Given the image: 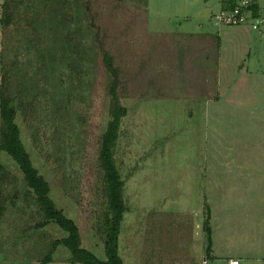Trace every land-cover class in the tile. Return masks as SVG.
I'll return each mask as SVG.
<instances>
[{
	"label": "rangeland",
	"instance_id": "rangeland-1",
	"mask_svg": "<svg viewBox=\"0 0 264 264\" xmlns=\"http://www.w3.org/2000/svg\"><path fill=\"white\" fill-rule=\"evenodd\" d=\"M88 1L82 23L71 24L87 34L82 55L65 68L59 52L54 65L66 70L62 80L48 72L53 78L42 81L37 52L28 54L21 40L24 25L5 37L0 24V83L8 66L14 95H22L20 83L29 82L23 76L40 75L24 87L16 121L51 198L78 225L82 247L107 260L99 149L111 120V78L102 57L87 64L100 45L114 59L127 111L115 150L126 205L123 263L264 264L260 33L210 22L221 0ZM43 42L57 48L55 38ZM1 123L0 110V142ZM0 164V264H43L48 255L49 264H73L68 249L56 245L67 234L55 224L40 226L42 212L21 169L5 153Z\"/></svg>",
	"mask_w": 264,
	"mask_h": 264
},
{
	"label": "trees",
	"instance_id": "trees-1",
	"mask_svg": "<svg viewBox=\"0 0 264 264\" xmlns=\"http://www.w3.org/2000/svg\"><path fill=\"white\" fill-rule=\"evenodd\" d=\"M221 1L223 9H230L236 5V0ZM1 8L2 16L0 24L5 37H8L11 28H19L20 24L26 27L23 29L24 36L20 35L21 40L25 42L28 54H30L31 48L37 52L38 57L34 65H38L41 70L45 71V81H42L48 83V79L53 78V76L56 78L59 76V80H62V77L69 78L66 70H56L54 65L58 62L57 57L59 52H61L60 63L65 68L72 67L73 58L82 55L83 51L81 47H84L83 38L87 34L83 35L84 32L80 27L76 31H73L71 24L82 23L83 20L80 18L81 13L84 12L85 14L87 12L88 14L90 2L88 0H5ZM28 28L31 29L27 32ZM46 37L50 40L55 38L57 48L44 47L45 42L43 40ZM95 39L100 44L102 43L98 40V36ZM94 49L96 50L95 53H92V55L90 53L87 54V64H93L98 58L102 57L105 68L111 78L108 85L111 101V120L101 137L99 149V164L103 172L102 182L107 207L103 232L107 260H100L95 254L82 247L78 225L74 220L65 216L62 210L58 209L51 198L50 184L34 166L31 156L22 141L21 130L16 121L18 106L20 105L19 100L24 94L25 88L29 89V83L34 80L36 81L37 76L40 78L38 74L32 78L25 75L28 74L30 67L26 68L24 72L25 76H23L29 82L20 83L21 85L24 84L22 95H14L10 79L11 73L8 72V66H6V70L8 71L2 73L0 83V110L2 119L0 154L5 153L11 157L23 172L26 190H30L33 193L37 205L40 207V212H42L43 222L40 223V226L45 227L49 224H55L67 234V237L58 241L56 245H63L68 249L72 256L69 261L70 263L124 264L119 254V237L126 212V205L124 201V182L115 160V150L120 138L121 123L127 111L120 103L118 95L119 72L115 67L112 55L100 45ZM33 63L32 60L28 66H32ZM48 72L53 76L50 77ZM40 81L39 79L37 83L39 84ZM90 85L92 83H87V86ZM39 88L42 89L41 86H38L37 89ZM0 169H2L1 164ZM13 198L17 199V196ZM205 232L210 239L211 228L209 225H205ZM50 261L51 255H48L43 260V264H49Z\"/></svg>",
	"mask_w": 264,
	"mask_h": 264
},
{
	"label": "built area",
	"instance_id": "built-area-1",
	"mask_svg": "<svg viewBox=\"0 0 264 264\" xmlns=\"http://www.w3.org/2000/svg\"><path fill=\"white\" fill-rule=\"evenodd\" d=\"M211 22L228 27L250 26L253 31L260 33L264 41V0H236L233 8L222 9L213 16ZM228 264H241V262L232 260Z\"/></svg>",
	"mask_w": 264,
	"mask_h": 264
},
{
	"label": "crops",
	"instance_id": "crops-1",
	"mask_svg": "<svg viewBox=\"0 0 264 264\" xmlns=\"http://www.w3.org/2000/svg\"><path fill=\"white\" fill-rule=\"evenodd\" d=\"M221 3H222V1H221ZM223 9V4H222V6H221V10ZM210 22H211V19H210ZM241 28V27H240ZM242 28H250L251 29V27L250 26H246V27H242ZM201 36H203V35H205V34H200ZM191 36V35H190ZM219 51H221V45H219V46H217V54H219V57H220V52ZM260 51H261V47H259V46H257V52L258 53H260ZM217 64H218V82H219V79H220V70H219V59H218V62H217ZM213 257H215V254H214V256ZM232 260H239V259H230L229 261H228V263L230 262V261H232ZM240 261V260H239ZM205 263V262H204ZM227 262H226V264H228Z\"/></svg>",
	"mask_w": 264,
	"mask_h": 264
}]
</instances>
